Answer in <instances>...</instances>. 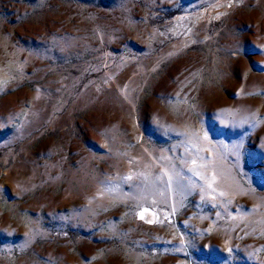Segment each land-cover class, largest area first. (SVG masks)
Listing matches in <instances>:
<instances>
[{"label": "rangeland", "instance_id": "rangeland-1", "mask_svg": "<svg viewBox=\"0 0 264 264\" xmlns=\"http://www.w3.org/2000/svg\"><path fill=\"white\" fill-rule=\"evenodd\" d=\"M0 264H264V0H0Z\"/></svg>", "mask_w": 264, "mask_h": 264}, {"label": "snow or ice", "instance_id": "snow-or-ice-1", "mask_svg": "<svg viewBox=\"0 0 264 264\" xmlns=\"http://www.w3.org/2000/svg\"><path fill=\"white\" fill-rule=\"evenodd\" d=\"M129 179H130V177H129ZM209 187H211V184H209ZM222 195H223V194H222ZM146 211H147V209L144 210V212H146ZM144 212H141V213H140V219H144V218H145V217H144ZM148 222H149V223H152L153 221L149 220Z\"/></svg>", "mask_w": 264, "mask_h": 264}]
</instances>
